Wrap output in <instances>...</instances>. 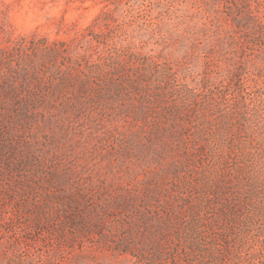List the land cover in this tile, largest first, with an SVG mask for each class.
Here are the masks:
<instances>
[{
	"label": "rangeland",
	"instance_id": "374dc122",
	"mask_svg": "<svg viewBox=\"0 0 264 264\" xmlns=\"http://www.w3.org/2000/svg\"><path fill=\"white\" fill-rule=\"evenodd\" d=\"M1 144L0 264H175L75 234L77 189L171 211L176 264H264V0H0Z\"/></svg>",
	"mask_w": 264,
	"mask_h": 264
},
{
	"label": "trees",
	"instance_id": "16d2710c",
	"mask_svg": "<svg viewBox=\"0 0 264 264\" xmlns=\"http://www.w3.org/2000/svg\"><path fill=\"white\" fill-rule=\"evenodd\" d=\"M249 13H251V11ZM251 19L252 18L248 17V20L252 23V25H255V23ZM224 20L228 24H230L229 26H231L234 21H238L236 20V18L231 17L228 12L224 17ZM257 23L256 25L258 26ZM106 74L109 77L114 78L112 84H105L101 88V91H103L107 96L118 87V84L116 82L118 78L125 79L126 77L127 81H129L131 84H135L137 82V79H132V77L128 73L124 75L123 72L119 69H116L112 72L110 71ZM139 79L140 81L149 82L147 83L149 85L148 87H151L153 89V86H150V83L152 82L150 78L148 79L147 77L142 76L141 78L139 77ZM82 86L84 87L86 85L82 84ZM173 92L180 93L179 90L175 88L173 89ZM26 109H28V107L19 108V110L23 112L26 111ZM16 110H18V108H16ZM4 148H6V146L1 144L0 149L2 150L0 151V160L3 158L6 159V162L14 160V147L3 150ZM2 155H7L8 157H1ZM11 177L13 176L11 175ZM14 182L18 184L21 183V181L17 179V176ZM77 190L78 197L74 200V202H72V204L80 205L81 209L77 210V207L70 206V208L67 210V223L70 229L75 234L78 233L80 229L87 230L96 227L95 230H98L97 232L101 233V237H103L102 240L105 250L110 252L116 251V253H118L119 255L131 254V256L135 258L136 263L138 252H143L148 247L151 249V254L155 255V257H161L164 255L165 258L175 264L181 261V253L178 252V250L175 248L166 251L161 241L164 237V231H167L171 226V211L166 213V215H168V219L163 221L160 214V206L152 205L150 203H147L146 201L138 202L139 198L137 197V195L133 198L123 199L122 202L121 200H117L116 196H118V194L115 193L114 195H112V198L110 197V199L108 198V196L102 195L97 201L87 193L79 194V189ZM8 192L10 194H13L12 190ZM9 199H14L13 195H10ZM108 213L109 216L113 215L115 218H117V222L123 225L122 230H120L121 238L118 241L111 239L104 242V236L102 235V232H100L101 229H107V227L105 226V218ZM120 216L122 217L120 218ZM152 217H156V219H158L159 225L156 227L157 229L155 228L152 231V236L150 238H147L145 235V230L147 229L146 227L148 225V222ZM200 218L201 217H199V219ZM75 238L77 239V235ZM222 244L225 246L224 242H222ZM222 244L216 245V253L219 260L221 262H225L227 258L224 254L225 251Z\"/></svg>",
	"mask_w": 264,
	"mask_h": 264
}]
</instances>
